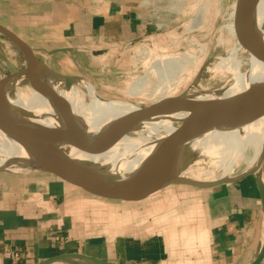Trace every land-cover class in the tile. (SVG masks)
Masks as SVG:
<instances>
[{"label":"crops","instance_id":"crops-1","mask_svg":"<svg viewBox=\"0 0 264 264\" xmlns=\"http://www.w3.org/2000/svg\"><path fill=\"white\" fill-rule=\"evenodd\" d=\"M162 17L150 0H0V22L35 48L42 60L67 55L91 78L115 67V53L118 61H125L127 55L116 49L133 47L129 42L157 32L166 24ZM10 55L20 59L16 51ZM203 190L201 198L188 199L199 205L202 229L185 230L184 240H175L177 232L168 236L165 226L156 227L167 224L175 208L146 210L163 189L126 200L144 203L143 216L128 212L123 224L105 227L92 224L103 215L89 216L87 202L93 199L86 190L55 176L0 172V264H35L64 252L117 264H247L264 228L255 180L249 176ZM72 194L83 202L74 205ZM80 205L85 209L79 214Z\"/></svg>","mask_w":264,"mask_h":264},{"label":"bare ground","instance_id":"bare-ground-1","mask_svg":"<svg viewBox=\"0 0 264 264\" xmlns=\"http://www.w3.org/2000/svg\"><path fill=\"white\" fill-rule=\"evenodd\" d=\"M230 7L229 29L235 36V47L225 56L220 58L218 56L219 61L212 68L208 67L207 76L202 74L205 66L202 67L203 62L200 60L203 58H200L195 65L196 70L191 74L195 78L190 79L188 76L189 80L187 79L186 83L190 81L191 84L182 93L175 95L172 87L178 84V77L181 74L179 70L191 57L186 54L179 57L172 53H157L151 61L149 60L150 63H147L146 72L140 77H135L131 87L133 92L127 96H136L140 94L141 85L154 83L153 91L150 92L152 94L148 96L152 102L151 110L130 100L124 102L121 99L104 98L87 80L84 83L82 80L80 82L63 80L64 105L67 110L74 113L67 110L64 112L55 93L54 78L40 68H36L26 77L19 78L14 94L9 95L6 101L30 115L28 118L31 121L28 123L30 127L44 131L53 125L52 140L58 147L78 158L109 160L119 157L129 149L154 145L182 130L197 107L195 103L210 97L226 98L228 83L233 80L236 82L230 88L231 95L244 88L247 69L241 67L243 55L240 50L248 43L254 44L260 32L259 29L264 23V0H235ZM255 59L256 56L252 62ZM191 60L195 59L192 57ZM215 76L219 80L217 85L209 82L210 78L213 79ZM154 91L160 93V99L153 98ZM184 106V110L179 113ZM152 112L157 114H150ZM69 113L74 116L80 115L85 122L89 121L95 126L68 129L65 123L70 122ZM107 119H111L109 126L116 131L113 135L96 126ZM59 126H62L60 131L56 130ZM126 126L132 127V132L124 131L123 127ZM209 134L212 138L204 155L183 170L182 176L185 178L214 180L222 175H234L252 168L264 144V113L248 123L225 130H215ZM31 148L33 149L29 143L22 146V150L17 148L0 130V151L8 150L9 155L23 152L32 154ZM3 161L5 158H0V168L7 172ZM124 180L127 181L128 178Z\"/></svg>","mask_w":264,"mask_h":264},{"label":"water","instance_id":"water-1","mask_svg":"<svg viewBox=\"0 0 264 264\" xmlns=\"http://www.w3.org/2000/svg\"><path fill=\"white\" fill-rule=\"evenodd\" d=\"M259 30L252 49L256 59L247 66V81L240 92L226 98L210 97L195 103L197 107L182 130L154 145L129 149L117 158L95 160L75 157L58 147L51 138V131L54 129L41 131L40 128L30 127V115L6 101L9 95L14 94L19 78L40 68L54 78L55 93L62 111L65 112L67 109L62 98V81L80 82L83 76L56 71L37 55L35 48L0 22V35L10 42L24 66L0 77V130L17 148L22 150L26 143L33 147L32 154L23 152L9 155L8 150H1L0 158H5L3 164L8 169L6 171L23 176H55L91 194L124 200L140 199L173 185L206 189L235 183L251 176L259 190L264 214V144L254 166L245 172L202 181L182 176L183 170L191 162L204 155L212 138L209 133L248 123L264 113V23ZM67 111L74 113L72 110ZM69 119L70 122L65 123L68 129L95 126L89 121L85 122L80 115L70 114ZM110 120L96 126L113 135L116 131L109 126ZM61 129L62 126L56 128L58 131ZM123 130L132 132V127L126 126ZM0 172H5V169L0 168ZM124 178L128 180L125 181ZM263 259L264 228L260 242L247 264H261ZM35 264L117 263L81 252H64Z\"/></svg>","mask_w":264,"mask_h":264},{"label":"rangeland","instance_id":"rangeland-1","mask_svg":"<svg viewBox=\"0 0 264 264\" xmlns=\"http://www.w3.org/2000/svg\"><path fill=\"white\" fill-rule=\"evenodd\" d=\"M167 1L172 9V12H165L162 17L165 18V23L167 24L161 27L157 32L153 33L152 40H137L138 42L133 47L123 46V49H116V52L120 51L121 54L127 56L125 61H118L116 57L117 53H115V67L111 68L109 66V71L106 69L108 71L106 74L108 75L105 74L104 76H96L94 78L82 75L76 63L68 58L67 55L54 57L51 62L48 61V63H50L56 71L83 76V83L87 80L90 85L96 87L97 92L104 98L121 99L124 102L130 100L132 103H138L141 107L151 110L152 102L149 97L152 94L150 92L153 91L152 87L154 86V83L150 82L141 85L139 88L141 90L140 94H137L136 96L130 95L129 97L127 95L133 92L131 87L135 77H140L146 72L147 65L153 59L154 55L157 53H172L181 57L186 54L191 57V59L192 57L195 59H188L187 62H185L186 64L184 63V66L179 70V73L181 74L178 77V84L172 87V92H174L175 95H178L191 84L190 81L186 83L187 79L189 77L190 79L193 78L191 74L196 70L194 68L200 58H203L200 61L201 63H204H202L203 66H201H205L202 74L207 76L208 67L212 68V66L219 61L220 57L225 56L228 51L235 47L236 43L235 36L229 29V23H231V21L228 18L229 11L231 10L230 6L235 0ZM244 46L245 47H241L240 50L241 55H243V59L241 58V67L247 69V66L251 64L252 60L255 58V52L252 50V43H248ZM14 53L15 51L10 42L0 35V77L11 71L19 70L24 67L21 59L14 55H10ZM205 79L206 77H204V81ZM209 82L213 85H217L219 80L215 76L213 79L210 78ZM235 82L236 80H233L228 83L227 97L231 95L232 92L230 91V88ZM154 92L155 94L153 98L160 99V93L156 91ZM154 102H156V100H154ZM184 108L185 106L182 107L179 113H181ZM50 129H53V125H51ZM205 193L206 191L202 188H195L186 185H173L156 194L157 196L155 195V199L152 201L153 205H146V210L147 212L150 210L153 212L156 209L155 207H158L156 210L159 211L160 209L170 210L175 208L176 213L172 215L167 224H162V226L158 225L156 227L159 229L165 226V231H167L168 236H171L172 232H177V235H174L173 238H175V240H184L183 237L186 234L185 230H201V224L204 219L203 215L199 213V205H197V202L189 201L188 199L201 198ZM87 195L90 196L89 198L96 200V202L93 200L87 202L89 216L90 214L103 215L99 217L102 220L92 222V224L106 227L109 223L115 226V224H123L122 219L125 213L131 212L133 214H138L139 216L144 215V203L129 204L126 200L115 201L114 199H97L91 197L92 195L89 193ZM78 196L76 194L71 195L73 200H76H74V205H79V202H83L77 201ZM178 199L180 201L184 200L185 203L180 202ZM115 205L117 207H115ZM84 209V205H80V207L78 206V211L80 210L79 214L82 213ZM103 229L107 230L105 228ZM153 231H155V229H153Z\"/></svg>","mask_w":264,"mask_h":264},{"label":"built area","instance_id":"built-area-1","mask_svg":"<svg viewBox=\"0 0 264 264\" xmlns=\"http://www.w3.org/2000/svg\"><path fill=\"white\" fill-rule=\"evenodd\" d=\"M150 1H152V4L155 6V8H157L160 12H161V14H164L165 12H168V11H170V12H172V9H171V7L169 6V4H168V1L167 0H150ZM167 24V23H166ZM162 26H164V24H162ZM153 33H146L141 39H139V40H142V39H144V40H152L153 38ZM138 41L136 40V41H134V42H129V44H132V45H135L136 43H137ZM57 238L59 239V240H63L64 238H63V236H57ZM14 257L16 258V259H19V254L16 252L15 254H14Z\"/></svg>","mask_w":264,"mask_h":264}]
</instances>
